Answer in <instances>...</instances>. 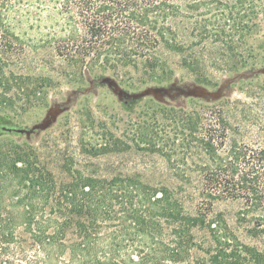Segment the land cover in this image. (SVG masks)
<instances>
[{
    "label": "trees",
    "instance_id": "trees-1",
    "mask_svg": "<svg viewBox=\"0 0 264 264\" xmlns=\"http://www.w3.org/2000/svg\"><path fill=\"white\" fill-rule=\"evenodd\" d=\"M28 47L65 62L78 87L88 75H111L124 89L139 88L121 81L125 75L163 86L174 69L161 48L182 55L194 73L209 47L221 50L229 71L255 70L264 67V0H0V106L15 103L14 86L21 108L37 106L53 85L50 75L16 71ZM226 100L191 97L188 108L154 101V121L134 142L174 165L178 187L157 189L136 174H85L69 163V179L58 182L33 147L0 139L1 264H12L19 226L31 247L48 248V264L67 251L72 264H264V247L213 215L217 201L241 200L237 224L264 237V145L233 136ZM159 115L172 121L173 135H160ZM123 144L131 147L115 138L90 152ZM194 181L198 201L189 209L181 192Z\"/></svg>",
    "mask_w": 264,
    "mask_h": 264
},
{
    "label": "rangeland",
    "instance_id": "rangeland-1",
    "mask_svg": "<svg viewBox=\"0 0 264 264\" xmlns=\"http://www.w3.org/2000/svg\"><path fill=\"white\" fill-rule=\"evenodd\" d=\"M30 48L16 71L50 75L53 85L48 86L44 103L25 108H21L24 95L17 86L13 87L9 95H13L15 103L0 106V139L10 138L33 147L40 163L54 173L58 182L69 179L65 169V164L69 163L85 174L107 178L136 174L157 189L178 187L180 182L173 176L174 165L160 153L138 149L134 142L145 121H154V101L188 108L191 97L210 101L227 99L226 109L236 128L233 136L264 145V67L231 72L221 50L209 47L204 51L202 69L198 72L201 74H198L183 66L182 55L161 48L160 53L174 69L171 81L163 86H157L150 79L143 84V78L129 79L125 75L120 77L121 81H135L139 88L127 85L124 89L111 75L100 78L88 75L84 87H78L77 83L68 82L70 77L66 73L72 68L65 62L48 55V49ZM159 118L162 120L160 115ZM172 125L171 120L160 124V135H173ZM115 138L130 143L131 147L123 144L121 150L99 155L90 152V148L107 140L113 142ZM197 184L194 181L193 187L181 192L189 209H194L198 201ZM243 206L241 200H220L213 207V215L222 214L246 241L264 247V237L252 238L247 227L237 224ZM112 224L118 227V220ZM18 230L20 237L9 251L12 264H48V248L31 247L30 234L24 233L22 226ZM69 257L67 251L53 258L51 263L72 264L67 263ZM2 258L0 254V264Z\"/></svg>",
    "mask_w": 264,
    "mask_h": 264
},
{
    "label": "bare ground",
    "instance_id": "bare-ground-1",
    "mask_svg": "<svg viewBox=\"0 0 264 264\" xmlns=\"http://www.w3.org/2000/svg\"><path fill=\"white\" fill-rule=\"evenodd\" d=\"M51 114H53V111L51 112Z\"/></svg>",
    "mask_w": 264,
    "mask_h": 264
}]
</instances>
